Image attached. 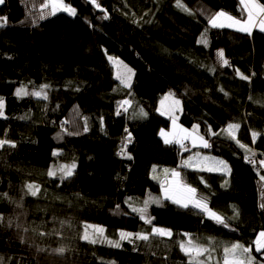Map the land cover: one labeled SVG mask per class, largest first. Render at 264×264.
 <instances>
[{
    "label": "trees",
    "instance_id": "obj_1",
    "mask_svg": "<svg viewBox=\"0 0 264 264\" xmlns=\"http://www.w3.org/2000/svg\"><path fill=\"white\" fill-rule=\"evenodd\" d=\"M62 1L75 16L50 15L47 0L0 7V264H190L181 250L189 239L208 249L194 264H222L234 243L264 264L255 243L264 232V33L210 24L220 11L243 19L240 0ZM109 57L134 69L130 88ZM43 85L47 99L32 94ZM168 93L182 101L181 124L199 126L229 174L186 167L190 153L164 143L171 121L159 107ZM72 165L68 178L48 175ZM173 170L227 227L164 199ZM146 200L160 201L149 205L151 224L132 211ZM88 225L120 247L84 239ZM121 231L149 239L120 241Z\"/></svg>",
    "mask_w": 264,
    "mask_h": 264
},
{
    "label": "snow or ice",
    "instance_id": "obj_2",
    "mask_svg": "<svg viewBox=\"0 0 264 264\" xmlns=\"http://www.w3.org/2000/svg\"><path fill=\"white\" fill-rule=\"evenodd\" d=\"M91 2L93 4H96V0H91ZM179 2H180V0H177L178 4H179ZM242 2H247V0H242ZM3 3H4V0H0V4H3ZM96 6L99 7L98 4ZM56 8H59L60 10L68 12L69 15H73V16L76 15V10L74 8H71V7L64 5L62 3V0H54V3H53V9L54 10L51 13L52 15H55V9ZM246 10L248 13V19L244 22H241L240 20L226 14L225 12L220 11V12H217L215 14V16L210 20V23H211L212 27H218V28L232 27L234 25H240V27L238 28L239 31L249 32L250 27L256 26L255 22H254V17H258L260 24L262 25L261 31H264V6L256 3L255 0H251V2H247V9ZM105 18H107V17H105ZM0 21L6 22V18H0ZM225 21H227V23ZM0 26H3V24L0 23ZM249 34H250V32H249ZM217 56H218V59L221 60L224 65L228 64V61L223 58V51L222 50L217 53ZM109 59L111 60L112 58L109 57ZM130 71L131 70H129V72ZM241 77L243 79H249V77L243 76L242 74H241ZM118 79H120L121 83L125 84V86H130V84H129L130 77L129 76L120 75V76H118ZM47 87H48L47 85H43V86H41L40 91H37V92L32 93V94L37 96V97H43L44 99H47V93L44 91V89H46ZM16 94L18 96H23V95H28L29 93L25 89L20 88V89H17ZM128 104H129L128 101H123L121 103L120 107L123 108L124 111H127V108L124 106L128 105ZM176 104H179V101H176ZM0 107H2V103H0ZM117 114L118 115L120 114L119 109L117 111ZM139 115L144 116V115H146V113H144L143 110H141ZM196 127H198V126H196ZM238 128H239V125H231L230 126V129H233V130L238 129ZM125 131H127V129ZM181 131H186V130H181ZM161 134L164 135L163 132ZM130 136H131V134L129 133V138H128L129 143L131 142ZM187 138H188V136H184V137H181V138L173 141V140H169L167 137H165L164 143L169 144V143L176 142V143H181V146L185 147L182 143V140L187 139ZM198 139L201 141L203 147H205V148L209 147L208 142L206 140H204L203 137H198ZM4 143H6V142L0 141V146H3ZM193 143H195V141H193ZM241 147H244V146L241 145ZM130 158L131 157L129 156V159ZM217 164L222 165L224 169H227V165L223 161H218ZM261 164L264 165V161H261ZM185 166H190L189 162L186 161ZM74 168H75V165H72L70 167L64 166L58 170L57 169L50 170L48 175L49 176H55L57 174V171H59L62 179L68 178L73 174ZM207 170L211 171L213 169L209 168ZM154 171H155V169H154ZM172 175L174 177H179L180 173L173 170ZM262 179H264V177H262ZM28 188H29V191L31 192L32 195H36L37 192L39 191L38 187L34 186V185H29ZM178 188H179V198H172L173 203L179 204L184 208H189V206H191L195 209H199L200 211H202L206 214L209 213L206 198H204V197H201L199 199L196 198V192H197L196 188L188 186V185H181V186H178ZM167 191L168 190H166V197L165 198H171V197L167 196ZM150 203L160 204V201L159 200H146L143 202V207H132V211L135 213H138L140 216V219L144 220L145 223H148V224L152 223V218L148 214V208H149ZM262 207H264V205H262ZM209 218L214 219L215 222L218 224H223L225 227L228 226L225 223L224 218L217 215L216 213H210ZM103 231L104 230L100 229V228L95 229L92 236H89L87 233H85L84 239L89 240L92 243H95L96 242L95 235L98 233L99 236L101 238H103ZM152 232L154 235H159L161 237L171 235L170 230H166V229L159 228V227H154L152 229ZM132 236H133L132 233L123 232V231L120 232V240H128L129 242H131ZM259 236H260V239H258L255 242L257 245V247H256L257 252H260L262 249H264V232H261L259 234ZM136 238L147 240L148 236L136 234ZM109 243L114 247H120L119 241H109ZM181 249L183 251H185L186 255L193 257V261H190V264H194L195 258L199 257L200 255H203V253L208 251V249L202 248L199 245L195 244L191 239H189L187 241V243H182ZM224 251H225L224 264H253L254 258L252 256L249 255V256L245 257V253H250L251 248H245L244 246H242L238 243H234L230 247H226L224 249Z\"/></svg>",
    "mask_w": 264,
    "mask_h": 264
},
{
    "label": "rangeland",
    "instance_id": "obj_3",
    "mask_svg": "<svg viewBox=\"0 0 264 264\" xmlns=\"http://www.w3.org/2000/svg\"><path fill=\"white\" fill-rule=\"evenodd\" d=\"M47 5H48V3H47ZM0 7H2V6L0 5ZM68 7H71V6H68ZM71 8H73V7H71ZM55 11H60V10H55ZM52 12H53V8L50 9V15H52L51 14ZM223 12H225L226 14H228V15H230V16L238 19V20H240L241 22L245 21V18H243V19L238 18V17H235L234 15H232L226 11H223ZM241 12L243 13V9H241ZM57 13H59V12H55V14H57ZM67 14H69V13L67 12ZM243 15L245 17L244 13H243ZM71 16H73V15H71ZM225 22L227 23V21H225ZM239 27H240V25H234L232 27H223V28L214 27V28L228 29L231 31L241 32L238 30ZM111 58L112 59L110 61L114 67L116 79L121 83V80L118 79V76H120V75L129 76L130 77V81H129L130 86H125V84H123V83H121V84L126 88H130L132 86L133 80H134V74H135L134 69L132 67H130L127 63L122 61L121 59H118L116 57H111ZM129 70H131V71L129 72ZM176 101H179V104H176ZM160 108L162 111H164L168 115V117L171 121L170 128L168 130H162L161 131V133L163 132L164 135H162L160 133V137L163 139V141H164L165 137H167L169 140L175 141L176 139H179L181 137L188 136L187 139L182 140L183 144H188V148L184 149L183 153H190V155L186 159H184L182 162V164L184 166H185V162L187 161V162H189L190 166H186V167H189V168L201 169L202 171H209L207 169L212 168L213 170H211L209 172L230 173L231 168L229 166V163L226 160L212 155L211 153L207 152L208 147L205 148L202 146L201 141L198 139V137H203L200 133L199 126L195 125L192 128H187L181 124L180 118H181L182 111H183V104H182V101L178 97H176L173 93L166 94L163 97V99L161 100ZM196 126H198V127H196ZM181 130H186V131H181ZM229 130L231 132L233 131V129H229ZM204 140H206V139L204 138ZM193 141H195V143H193ZM169 144H177L178 146L181 147V143L173 142V143H169ZM218 161H223L227 165V169H224L222 165H218L217 164ZM178 195L173 196V198H179ZM197 196H198V192H196V198H197ZM211 213H213V212H211ZM98 228L104 230L103 231V238H101L99 236V234L97 233L95 235L96 242L94 244L109 241L106 237V229L102 226H96V225L85 226L84 236H85V233H87L89 236H92L95 229H98ZM167 237H169V236H167ZM119 238H120V232H119ZM134 239L137 240L136 234H133L131 241ZM148 239H149V236H148ZM258 239H260V236L258 237ZM138 240H143V239H138ZM120 241H128V240H120ZM183 253L185 254V251H183ZM205 254H206V252L203 253V255H200L199 257H202ZM187 256H189V255H187ZM190 257L193 258L192 256H190ZM199 257H197V258H199ZM197 258H195V259H197ZM222 264H224V261L222 262ZM253 264H255L254 260H253Z\"/></svg>",
    "mask_w": 264,
    "mask_h": 264
},
{
    "label": "crops",
    "instance_id": "obj_4",
    "mask_svg": "<svg viewBox=\"0 0 264 264\" xmlns=\"http://www.w3.org/2000/svg\"><path fill=\"white\" fill-rule=\"evenodd\" d=\"M240 2H241V9H243V13L245 14V21L248 19V13H247V2H251V0H247V2H242V0H240ZM255 2L256 3H258V4H260L257 0H255ZM47 3H48V7L50 8V9H52L53 8V3H54V0H47ZM62 3L64 4V5H66V6H68L67 4H65L63 1H62ZM4 4V3H3ZM1 6H3L2 4H0ZM261 5V4H260ZM54 10V9H53ZM55 10H60L59 8H56ZM55 12H59V13H61V12H65V11H63V10H60V11H55ZM65 13H67V12H65ZM254 22H255V27H250V29H249V32H250V34H249V32H242L243 34H245V35H253V33L255 32V31H260V32H262V33H264V31H261V24H260V21H259V18L258 17H254ZM239 33H241V32H239ZM160 105H161V103H160ZM159 111H160V113L163 115V116H165V117H167V118H169L168 117V115L164 112V111H162L161 110V108L159 107ZM233 132V134L236 136L237 135V132L235 133L234 131H232ZM188 145V144H187ZM207 152H209V147H208V149H207ZM210 153V152H209ZM193 169H196V168H193ZM197 170H201V169H197ZM176 172H178V171H176ZM179 173V172H178ZM218 173V172H217ZM226 174H229V173H226ZM167 184L164 186V188H163V190H162V194H163V197H164V199L165 200H172V198H173V196H177L178 194H179V188H178V186H181V185H186V184H184V182L182 181V179H181V177L179 176V177H174L173 175H172V173H170L168 176H167ZM166 190H168L167 191V196L168 197H171V198H165L166 197ZM179 196V195H178ZM212 211H209V213H207L208 214V216H209V214L211 213ZM213 213H215V212H213ZM217 214V213H216ZM218 215V214H217Z\"/></svg>",
    "mask_w": 264,
    "mask_h": 264
},
{
    "label": "bare ground",
    "instance_id": "obj_5",
    "mask_svg": "<svg viewBox=\"0 0 264 264\" xmlns=\"http://www.w3.org/2000/svg\"><path fill=\"white\" fill-rule=\"evenodd\" d=\"M235 133L239 131L238 129L233 130ZM122 142V141H121ZM133 142V141H132ZM129 142L125 141L120 145V150L118 152L119 157H124L127 155L128 151H129Z\"/></svg>",
    "mask_w": 264,
    "mask_h": 264
},
{
    "label": "built area",
    "instance_id": "obj_6",
    "mask_svg": "<svg viewBox=\"0 0 264 264\" xmlns=\"http://www.w3.org/2000/svg\"><path fill=\"white\" fill-rule=\"evenodd\" d=\"M132 141H134L133 138L131 139V142H132ZM184 146H185V147H183L184 149H185V148H188L187 145H184ZM249 163L253 164V162H252L251 160L249 161Z\"/></svg>",
    "mask_w": 264,
    "mask_h": 264
}]
</instances>
